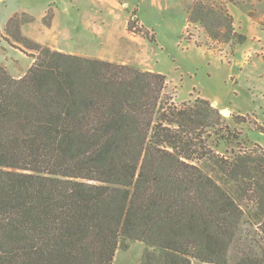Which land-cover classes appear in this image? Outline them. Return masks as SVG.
<instances>
[{
	"label": "trees",
	"instance_id": "trees-1",
	"mask_svg": "<svg viewBox=\"0 0 264 264\" xmlns=\"http://www.w3.org/2000/svg\"><path fill=\"white\" fill-rule=\"evenodd\" d=\"M9 35L36 54L22 77L0 67V264H112L133 243L139 264H264V150L229 127L242 117Z\"/></svg>",
	"mask_w": 264,
	"mask_h": 264
},
{
	"label": "rangeland",
	"instance_id": "rangeland-1",
	"mask_svg": "<svg viewBox=\"0 0 264 264\" xmlns=\"http://www.w3.org/2000/svg\"><path fill=\"white\" fill-rule=\"evenodd\" d=\"M197 2L212 11L202 24L189 19ZM218 16L231 18L232 32L245 36L241 45L224 42ZM16 31L52 51L159 73L177 106L197 95L215 99L224 118H243L229 127L264 150V0H0V67L19 78L36 53L9 35ZM178 85L191 96H177ZM142 253L133 243L112 264H139Z\"/></svg>",
	"mask_w": 264,
	"mask_h": 264
},
{
	"label": "crops",
	"instance_id": "crops-1",
	"mask_svg": "<svg viewBox=\"0 0 264 264\" xmlns=\"http://www.w3.org/2000/svg\"><path fill=\"white\" fill-rule=\"evenodd\" d=\"M231 9H234V8H231ZM191 45V44H190ZM192 46H194V44H192ZM195 47V46H194ZM176 68H178V67H176ZM179 87H178V89L176 90V92H177V96H179V94H181V93H186L187 94V96L188 97H190L191 96V92L189 91V89H185V88H183V89H181V87H180V85H178ZM195 97H197V98H199V99H204V100H207V101H209L210 103H211V105H214L215 107H218V108H225V107H220V105H219V102L217 101V100H215V99H209V98H205V97H201L200 95H197V96H195ZM193 98V97H192ZM186 102V101H185Z\"/></svg>",
	"mask_w": 264,
	"mask_h": 264
},
{
	"label": "water",
	"instance_id": "water-1",
	"mask_svg": "<svg viewBox=\"0 0 264 264\" xmlns=\"http://www.w3.org/2000/svg\"><path fill=\"white\" fill-rule=\"evenodd\" d=\"M222 115H225L224 112H220Z\"/></svg>",
	"mask_w": 264,
	"mask_h": 264
},
{
	"label": "bare ground",
	"instance_id": "bare-ground-1",
	"mask_svg": "<svg viewBox=\"0 0 264 264\" xmlns=\"http://www.w3.org/2000/svg\"><path fill=\"white\" fill-rule=\"evenodd\" d=\"M224 114H227V113L224 112Z\"/></svg>",
	"mask_w": 264,
	"mask_h": 264
}]
</instances>
